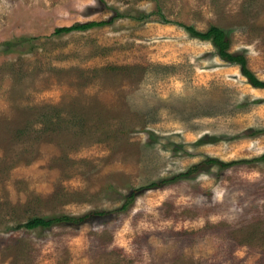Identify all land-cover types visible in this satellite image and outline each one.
<instances>
[{
  "label": "rangeland",
  "instance_id": "374dc122",
  "mask_svg": "<svg viewBox=\"0 0 264 264\" xmlns=\"http://www.w3.org/2000/svg\"><path fill=\"white\" fill-rule=\"evenodd\" d=\"M210 26L264 80V0H0V264H264V89Z\"/></svg>",
  "mask_w": 264,
  "mask_h": 264
},
{
  "label": "trees",
  "instance_id": "16d2710c",
  "mask_svg": "<svg viewBox=\"0 0 264 264\" xmlns=\"http://www.w3.org/2000/svg\"><path fill=\"white\" fill-rule=\"evenodd\" d=\"M111 22V19L108 21H100V22H86V23H75L71 26L67 27H60L55 29V33H69L72 31H85L94 27H101L104 25H107ZM186 31L192 36L199 38L203 41H209L211 45L215 48V52L218 55L219 58L222 60L240 66V73L242 76H244L248 83H250L255 88H262L264 89V80L258 79L251 70L247 68L246 60L244 56L241 53H232L229 52V42L227 38V34L224 30L220 29L217 26H210L206 31L199 32L195 30L193 27H185ZM260 158L264 159V155H262ZM236 163L235 161H231L228 163H223L217 159L213 158H207L202 163H198L192 167H190L187 171L184 173L178 174V177H188L190 174L198 170L201 166L204 165H212V164H218L220 167H227L232 164ZM162 184V183H161ZM157 184H152V187H155ZM139 190H135L133 193H131L127 198L122 206L121 209L125 208L126 205L131 203L133 200L134 194ZM104 212H93V213H87L82 216H69V215H59V216H52V217H39L34 218L30 220L26 225L29 229L34 228H49L53 224H71V225H78L82 222H85L86 220L90 219L93 216H102L104 215Z\"/></svg>",
  "mask_w": 264,
  "mask_h": 264
}]
</instances>
